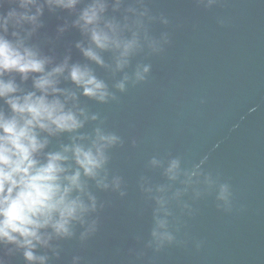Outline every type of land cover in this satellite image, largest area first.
I'll return each mask as SVG.
<instances>
[{
	"label": "clouds",
	"instance_id": "obj_1",
	"mask_svg": "<svg viewBox=\"0 0 264 264\" xmlns=\"http://www.w3.org/2000/svg\"><path fill=\"white\" fill-rule=\"evenodd\" d=\"M192 3L211 9L219 0ZM45 11L71 17L57 25L55 37L41 35ZM170 23L152 0H0V264L17 254L25 264L59 260L60 242L77 239L83 246L99 231L107 202L97 192L128 196L125 177L111 167L112 151L125 139L81 97L119 104L130 88L146 83L152 72L146 61L171 43L168 31L154 35L152 26ZM71 29L80 34L74 47L82 61H73L71 46L62 57L55 53ZM130 144L136 148L137 139ZM206 160L168 154L146 161V172L159 171L162 182L146 172L136 181L151 218L148 238L135 237L143 247L130 250L138 259L146 249L183 246L178 234L197 201L214 196L218 211H233L231 184L207 170ZM194 245L199 250L203 241ZM82 260L74 255L71 264Z\"/></svg>",
	"mask_w": 264,
	"mask_h": 264
},
{
	"label": "water",
	"instance_id": "obj_2",
	"mask_svg": "<svg viewBox=\"0 0 264 264\" xmlns=\"http://www.w3.org/2000/svg\"><path fill=\"white\" fill-rule=\"evenodd\" d=\"M152 3L171 21L167 28L153 25V34L168 31L171 43L146 61L152 64L148 81L130 88L119 104L81 97L125 139L123 148L113 149L111 167L125 177L128 196L97 192L107 202L99 231L83 246L77 239L60 242V259L51 264H71L74 255L82 264H264V0H219L211 9L192 0ZM64 18L71 19L45 11L41 35L55 37ZM80 38L75 29L65 33L55 44L57 56L71 46L73 61H82L74 47ZM168 154L197 162L207 156L204 167L231 184L233 211H218L214 196L197 201L178 234L183 246L146 249L138 259L130 250L143 247L135 237L148 238L151 218L136 181L151 156ZM146 174L162 182L159 171ZM9 264L25 261L17 254Z\"/></svg>",
	"mask_w": 264,
	"mask_h": 264
}]
</instances>
